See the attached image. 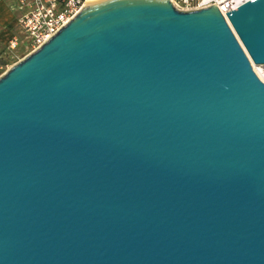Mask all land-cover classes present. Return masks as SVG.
<instances>
[{"label": "water", "instance_id": "water-1", "mask_svg": "<svg viewBox=\"0 0 264 264\" xmlns=\"http://www.w3.org/2000/svg\"><path fill=\"white\" fill-rule=\"evenodd\" d=\"M87 5L0 77V264H264V0Z\"/></svg>", "mask_w": 264, "mask_h": 264}, {"label": "built area", "instance_id": "built-area-1", "mask_svg": "<svg viewBox=\"0 0 264 264\" xmlns=\"http://www.w3.org/2000/svg\"><path fill=\"white\" fill-rule=\"evenodd\" d=\"M3 0H0V2ZM90 0H15L14 9L20 13L18 25L29 44L28 56L46 44L64 26L69 24ZM252 0H171L173 6L182 12H193L218 7L228 21V12H233ZM21 45L20 38L13 36L8 52L15 53ZM2 58V57H1ZM3 59V58H2ZM4 65L0 63V70Z\"/></svg>", "mask_w": 264, "mask_h": 264}, {"label": "crops", "instance_id": "crops-1", "mask_svg": "<svg viewBox=\"0 0 264 264\" xmlns=\"http://www.w3.org/2000/svg\"><path fill=\"white\" fill-rule=\"evenodd\" d=\"M15 0H3L0 2V45L5 46L12 39V32L15 28H19L18 19L20 13L14 9ZM21 32V30H20ZM22 33V32H21ZM22 44L19 49L23 48ZM2 49H0V58Z\"/></svg>", "mask_w": 264, "mask_h": 264}, {"label": "rangeland", "instance_id": "rangeland-1", "mask_svg": "<svg viewBox=\"0 0 264 264\" xmlns=\"http://www.w3.org/2000/svg\"><path fill=\"white\" fill-rule=\"evenodd\" d=\"M12 36H18L20 38L22 46H24L21 49H18L15 53H9L8 52V44L5 46L0 45V49H2L1 55H3V59L0 58V63L4 65V69L0 70V77L3 76L9 69H11L15 64L20 62L26 57L27 50L26 45L29 44V40H26L25 34H22L18 28H15L12 32Z\"/></svg>", "mask_w": 264, "mask_h": 264}, {"label": "bare ground", "instance_id": "bare-ground-1", "mask_svg": "<svg viewBox=\"0 0 264 264\" xmlns=\"http://www.w3.org/2000/svg\"><path fill=\"white\" fill-rule=\"evenodd\" d=\"M102 1H109V0H90L87 5H91V4H95V3H99ZM86 5V6H87ZM251 64L253 67L254 72L256 73V75L264 82V65H257L255 64L252 60H251ZM16 65V64H15ZM10 70V69H9ZM8 70V71H9Z\"/></svg>", "mask_w": 264, "mask_h": 264}]
</instances>
